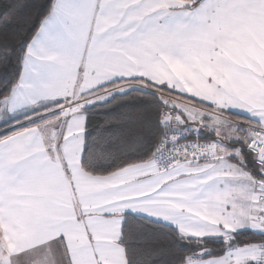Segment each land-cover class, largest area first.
<instances>
[{"label":"snow or ice","instance_id":"snow-or-ice-1","mask_svg":"<svg viewBox=\"0 0 264 264\" xmlns=\"http://www.w3.org/2000/svg\"><path fill=\"white\" fill-rule=\"evenodd\" d=\"M0 264H264V0H0Z\"/></svg>","mask_w":264,"mask_h":264}]
</instances>
